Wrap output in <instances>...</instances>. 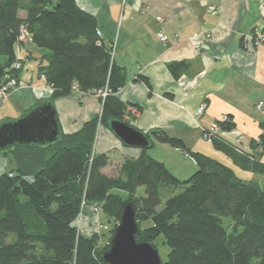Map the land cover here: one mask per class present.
I'll use <instances>...</instances> for the list:
<instances>
[{
	"label": "trees",
	"instance_id": "1",
	"mask_svg": "<svg viewBox=\"0 0 264 264\" xmlns=\"http://www.w3.org/2000/svg\"><path fill=\"white\" fill-rule=\"evenodd\" d=\"M23 24L32 43L47 51L48 63L39 71L52 87L50 102L73 94L74 85L90 93L108 86L111 93L102 98L101 113L80 130L62 131L45 145L22 144L2 151L11 155L14 167L0 173V264H109L102 254L117 225L108 229L110 236L100 246L99 231L87 235L77 221L87 208L100 205L119 221L127 201L136 207L137 241L157 247L156 238L162 235L169 246L164 264H264V189L220 160L193 151L183 138L162 128L149 130L150 145L139 157L127 158L117 175L103 172L110 155L95 152L99 125L109 128L112 119L133 125L135 116L126 118L130 103L117 96L127 82L125 68L101 38L96 16L76 0H0V85L16 60ZM169 68L179 78L189 62L173 61ZM137 80L151 86L147 76ZM226 116L216 122L224 131L233 130V116ZM259 124L263 131L252 139L253 151L221 136L211 141L242 169L264 173L259 159L264 155V119ZM157 142L183 150L196 160L198 170L188 178L176 176L147 153ZM141 187L145 196L136 194ZM146 220L151 225L142 227ZM10 234L16 239L5 242Z\"/></svg>",
	"mask_w": 264,
	"mask_h": 264
},
{
	"label": "crops",
	"instance_id": "2",
	"mask_svg": "<svg viewBox=\"0 0 264 264\" xmlns=\"http://www.w3.org/2000/svg\"><path fill=\"white\" fill-rule=\"evenodd\" d=\"M76 2L96 16L101 38L115 46L113 59L127 73V82L117 96L139 108L132 122L134 126L144 132L165 129L183 138L193 151L218 159L224 156L215 147L207 146L203 131L224 115L231 114L236 127L221 130L220 136L244 150L253 151L251 141L262 133L259 122L264 116L255 113L257 102H253L252 97L253 107L248 101L249 96L264 90V46L252 48L247 36L255 28L264 29V0ZM20 16L25 17L26 12L21 10ZM158 16H162V22ZM159 31L168 36V43L158 38ZM198 33H202L200 50L191 40ZM175 35L179 37L176 39ZM46 53L31 41L26 42L19 53L24 64L18 72L20 85L0 104V121L18 118L37 103L50 100L52 91L39 71L40 66L48 63ZM178 60L189 62V68L176 78L169 64ZM141 75L149 78L151 86L137 80ZM204 101L207 107L203 114H198ZM53 104L64 133L80 130L84 122L101 113L103 106L96 94L81 93L58 97ZM95 152L110 155L103 172L117 175L122 163L127 158L139 157L142 148L125 145L110 128L100 124ZM147 153L183 179L198 167L191 162L186 169V161L179 160H187V154L168 143L157 142ZM226 157L228 160H219L232 167L239 177L256 181L264 189V173L242 169ZM259 159L264 162V155ZM13 167L11 155L0 152V172Z\"/></svg>",
	"mask_w": 264,
	"mask_h": 264
},
{
	"label": "water",
	"instance_id": "3",
	"mask_svg": "<svg viewBox=\"0 0 264 264\" xmlns=\"http://www.w3.org/2000/svg\"><path fill=\"white\" fill-rule=\"evenodd\" d=\"M109 128L127 146L143 149L150 145L146 132L123 120H110ZM61 132L54 104L39 102L18 118L0 121V152L22 144L45 145L57 140ZM138 230L136 207L127 201L102 260L109 264H164L157 247L149 241H137Z\"/></svg>",
	"mask_w": 264,
	"mask_h": 264
},
{
	"label": "built area",
	"instance_id": "4",
	"mask_svg": "<svg viewBox=\"0 0 264 264\" xmlns=\"http://www.w3.org/2000/svg\"><path fill=\"white\" fill-rule=\"evenodd\" d=\"M211 9H215L214 6L210 7ZM159 21H163L162 16H158L157 17ZM179 36L175 35V38L177 39ZM202 37V33H198V34H194L191 37V40L194 44V47L197 50H200L202 48V44L200 43V38ZM158 38L164 42V43H168L169 38L168 36L163 32V31H159L158 32ZM248 43L252 48H256L259 46H264V29L263 28H255L248 36ZM33 41L32 38V34L30 32V30L28 29L27 25L23 24L20 27V31L17 37V42L15 45V50H16V60L13 62V64L7 69L5 77L3 82L0 85V103H2L3 101H5L8 96L15 90L18 88L20 82H19V78L17 75V72L20 71L23 68V58L20 56V51H22L25 46H26V42L27 41ZM112 49H111V54L112 56H114L115 53V46L113 44L109 45ZM41 77L43 79L46 80V76L45 74H41ZM48 87L50 88V90H52V87L49 85L48 83ZM73 92L74 93H81V94H96L97 96L101 97V98H105L108 94L111 93V90L109 89L108 86H105L102 89H99L97 91H95L94 93H90V92H86V91H82L79 89V87L77 85L73 86ZM207 107V103L206 102H202L198 108V114H203L205 109ZM256 108L258 110H260L263 114H264V102L261 100L257 103ZM127 112L128 114L126 115V118H131L133 116H136L139 113V109L132 105V104H128L127 106ZM130 116V117H129ZM228 117L226 115L223 116L221 121H225ZM221 127L220 124L218 122H214L209 128H206L203 131V136L211 141L214 137L220 136L219 132L221 131ZM1 173V172H0ZM98 210V207H95ZM106 226H96L95 228H93L94 230L100 231L99 228H105Z\"/></svg>",
	"mask_w": 264,
	"mask_h": 264
},
{
	"label": "rangeland",
	"instance_id": "5",
	"mask_svg": "<svg viewBox=\"0 0 264 264\" xmlns=\"http://www.w3.org/2000/svg\"><path fill=\"white\" fill-rule=\"evenodd\" d=\"M251 97H252L253 102H254V100L256 102H258L259 100H263L264 101V90L257 91L254 94V96H252V95L249 96V101L248 102H250L251 103L250 106L253 107V102L250 101L251 100ZM101 100H102V98H101ZM204 102H206V101H204ZM255 113L257 115H259V116H264L257 109L255 110ZM202 138H203V141L205 143H207V146L214 147L212 141L207 140L204 136ZM152 148H150L148 150V152H150V150H152ZM220 153L222 154V156H224V157H222L223 159H227V157L224 154V152L221 151ZM3 154H5V153H3ZM184 154L186 155V153H184ZM5 155H8V154H5ZM206 155H208V154H206ZM186 156H187V160L186 159L179 160L182 163H184V161H186V169H189V166H190L191 162H192V164H196L197 165L196 160L194 158H192L190 155H186ZM222 158H220V156H219L218 159L217 158H215V159H217V160L220 159L221 160ZM229 162H230V164H232V161L229 160ZM188 164H189V166H188ZM197 170H198V167H197ZM197 170H195V172ZM193 173H194V171H192L191 173H189V176H191ZM121 194H123V196L127 197V194L126 193H122L121 192ZM136 194H138L140 196H145V190H144V188L143 187L139 188L138 193H136ZM95 207L90 206L89 208H87L86 211L83 213V216L80 217V219H78L77 225L79 227H81L83 229L84 233L87 234V235L94 234L95 232H94L93 228H95L96 226L99 227V226L105 225L106 226L105 228H101V229L99 228V230H100L99 231V234L101 236L100 237V246H102L106 242V240H108V238L110 236V232H109L108 229H111L114 225L116 226L119 223L120 220L119 221L118 220L116 221L114 218L111 219V217H109L106 213H104L102 211V206L101 205H100V207L97 206L98 207V210ZM162 207H163V204H161V206L159 207V209H161ZM151 223H152L151 220H146L141 225H142V227H147V226L151 225ZM224 224L229 226V224H230V218L229 217H226L224 219ZM15 239H16V236L14 234H10L9 236L6 237L5 242H12ZM156 244H157V248L159 250V254H160L162 260L163 261H166L168 259V253L170 251V248L167 245V243L164 242V238H163L162 235H160V236H158L156 238Z\"/></svg>",
	"mask_w": 264,
	"mask_h": 264
}]
</instances>
